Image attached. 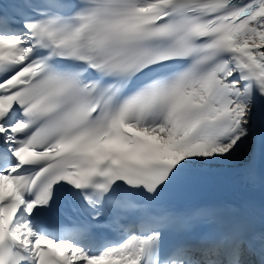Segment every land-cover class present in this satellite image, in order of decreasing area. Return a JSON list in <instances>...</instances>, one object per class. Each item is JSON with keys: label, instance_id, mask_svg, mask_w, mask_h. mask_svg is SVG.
<instances>
[{"label": "snow or ice", "instance_id": "obj_1", "mask_svg": "<svg viewBox=\"0 0 264 264\" xmlns=\"http://www.w3.org/2000/svg\"><path fill=\"white\" fill-rule=\"evenodd\" d=\"M244 146L264 0H0V264H264V205L165 200Z\"/></svg>", "mask_w": 264, "mask_h": 264}, {"label": "bare ground", "instance_id": "obj_2", "mask_svg": "<svg viewBox=\"0 0 264 264\" xmlns=\"http://www.w3.org/2000/svg\"><path fill=\"white\" fill-rule=\"evenodd\" d=\"M249 153H250L249 147L244 146L242 147L240 153L232 160L226 161L218 165H212L205 169L235 171L237 169L242 168L244 164L248 162Z\"/></svg>", "mask_w": 264, "mask_h": 264}]
</instances>
